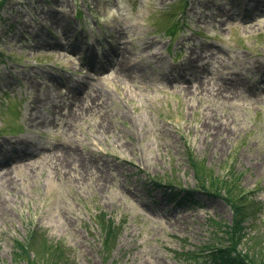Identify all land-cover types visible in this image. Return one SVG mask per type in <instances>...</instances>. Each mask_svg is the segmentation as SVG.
Listing matches in <instances>:
<instances>
[{"label":"rangeland","instance_id":"374dc122","mask_svg":"<svg viewBox=\"0 0 264 264\" xmlns=\"http://www.w3.org/2000/svg\"><path fill=\"white\" fill-rule=\"evenodd\" d=\"M1 149L18 153L0 152V264L55 246L67 264H195L233 216L193 162L237 176L259 208L238 250L264 254V0H3ZM32 231L42 254L22 258Z\"/></svg>","mask_w":264,"mask_h":264},{"label":"trees","instance_id":"16d2710c","mask_svg":"<svg viewBox=\"0 0 264 264\" xmlns=\"http://www.w3.org/2000/svg\"><path fill=\"white\" fill-rule=\"evenodd\" d=\"M2 1L3 0H0V4ZM175 27L176 25L174 27L172 26V28ZM193 166L199 173L196 186L202 188L205 194L210 196H219L225 200L230 205L233 219L230 223L216 222L215 227L212 229V236L214 238L210 239L207 248L204 250L203 248H200L196 251L187 250L185 256L195 264H264V254L260 249H255L254 246H251L253 250L250 253L238 250V245L246 233L247 226H255L254 221L246 224L244 221L257 213L259 208H257L256 203H252V201L247 198V195H240L241 186L238 184L239 179L237 176H234L233 179H221L220 177H216L204 170L203 165L200 162L197 163V165L193 162ZM176 184L178 183H172L170 181H167L166 183L169 188ZM177 193L178 192L175 190L168 192L170 197L175 196ZM187 196L181 195L179 200L190 199L188 194ZM115 228L116 227L110 222L106 224L104 247L107 251L110 250V239L116 235ZM30 241L33 246L37 243L40 244L39 233L37 231H32ZM260 241L261 238H255V243L257 245ZM23 242L19 240L16 241L17 251L15 254L18 256L24 258V255L29 256V252L36 255L42 254V251L36 248V246L35 248H31ZM48 251V253H45V264H67L62 258H60V248L57 246L48 247ZM30 264L34 263L31 262Z\"/></svg>","mask_w":264,"mask_h":264},{"label":"bare ground","instance_id":"6f19581e","mask_svg":"<svg viewBox=\"0 0 264 264\" xmlns=\"http://www.w3.org/2000/svg\"><path fill=\"white\" fill-rule=\"evenodd\" d=\"M92 67L94 66V65H91ZM9 157L8 158H11V157H14V156H17L15 153L14 154H12V155H8Z\"/></svg>","mask_w":264,"mask_h":264}]
</instances>
